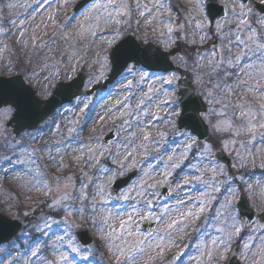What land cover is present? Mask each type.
Wrapping results in <instances>:
<instances>
[{"label":"snow or ice","instance_id":"6c2138e0","mask_svg":"<svg viewBox=\"0 0 264 264\" xmlns=\"http://www.w3.org/2000/svg\"><path fill=\"white\" fill-rule=\"evenodd\" d=\"M47 3L49 0H37V7ZM68 3L69 0H65V5ZM181 3L186 7L181 8L176 0H151V6L141 0H80L79 7L83 12L77 28L70 32L67 27L75 16L54 23L57 30L49 41H40L35 34L26 39L27 31L23 24L20 25L19 50L31 49L42 55L41 50L47 49L50 54L42 55L45 68L67 61V66L74 71L73 62L79 66V59L84 58L82 50L90 51L97 39L105 37V45L112 49L111 65L106 63L109 55L100 53H96L95 62H105L104 69L110 67L114 75L120 77L118 83L123 97L99 117L101 122L108 116L120 120V124H114L119 146L116 151L110 145H102L96 136L79 139L78 135H73L77 132L75 127H68V138L56 140L53 145L25 149L23 142L17 144L15 140H5L2 145L12 153L3 157L4 163L21 166L31 177L28 181L31 187L47 193L50 211L40 218L44 225L41 232L45 233L53 225L64 226L63 234L53 233L55 239L49 236L52 243L44 245L54 253L52 259L41 256L39 242H34L27 247L25 264H31L33 258L38 264H87L90 260L101 264L98 250L87 242L78 241V233L73 234L74 228L85 225L96 229L103 246L113 257L112 264H155L180 245L177 237L187 235L188 229L200 221L206 210L211 212L208 205L212 203L218 205L214 215L206 216L201 226L193 230L194 238L199 241L197 264H205V257L207 264H222L231 251L234 237L242 231L237 222H242L245 216L251 219V209L234 201L244 188L252 190L251 184L244 181L247 165L255 166L259 158L264 167V0H181ZM7 7L15 8L16 5L8 4ZM134 16L137 29L142 25L151 28V33H143L139 43L134 38L125 39L126 30L133 26ZM47 19L58 21V14H49ZM12 24L16 26L17 21L13 20ZM48 27V24L44 25L45 29ZM3 34L0 26V35ZM150 34L155 37V47L147 43ZM208 41L212 42L211 47L202 48ZM182 43L184 50L178 54ZM62 44L66 45L63 49ZM234 48L237 51H233ZM26 59L31 64L32 57L26 55ZM8 67L13 68V65L10 63ZM36 75L33 71L28 79L33 80ZM53 75L59 76L60 72ZM145 83H149L147 90ZM45 103L43 94L37 97L20 76L7 80L0 77V118L13 113L17 136L25 128H36L39 134L41 129L37 126L43 119L41 106ZM87 107L85 104L84 109ZM165 109L164 116L157 114ZM157 124H166L179 135L184 141L183 151L179 147H165L169 133ZM202 128L210 130L206 139L201 133ZM153 130L156 137L152 136ZM26 135L35 143V136ZM55 135H62L59 126ZM2 137L4 131H0ZM194 147L197 155L194 156L196 162L190 164L192 174L180 178L176 188L170 190L174 192V204L161 203L159 189L172 181L174 170L181 167ZM152 150H155L152 159L159 157L164 163L160 179L142 168L139 182L114 196L108 187L111 182L96 175L102 172L107 176L111 171L99 166L101 158L115 157L119 174L123 175L125 170L136 166L138 153L147 157ZM168 151L178 152L180 159L167 155L164 161ZM217 151H230L236 158V164L230 167L239 165L245 171L238 178L229 176L225 166L218 163ZM41 152L48 153V162L57 171L68 169L70 164L65 161L70 159L77 165L79 177L74 174L64 176L63 180L59 176L49 179L43 172H34L37 159H43L37 155ZM25 165L32 167L25 168ZM149 166L145 165L146 168ZM88 168L95 169L91 176ZM15 170V167L9 168L4 174L7 176L9 171ZM218 177L227 178L223 200L212 195L221 192ZM237 179L240 184L234 187ZM51 181L55 182V187L51 186ZM194 189L199 191L198 195L192 194ZM260 211L264 220V207H260ZM53 214L63 219L57 221L52 218ZM23 215L27 217L30 213ZM74 216L79 217V223H69ZM148 222L155 227L142 230ZM15 227L0 221V243L11 238L9 230ZM36 228L33 225V229ZM242 247L247 264H264V224L259 225V232L255 228L249 231ZM149 253L152 255H147ZM183 255V252H177L175 259L179 260ZM20 259L18 254L12 264H19ZM0 264H4L3 260Z\"/></svg>","mask_w":264,"mask_h":264},{"label":"rangeland","instance_id":"374dc122","mask_svg":"<svg viewBox=\"0 0 264 264\" xmlns=\"http://www.w3.org/2000/svg\"><path fill=\"white\" fill-rule=\"evenodd\" d=\"M78 1L79 0H69V3L65 5V0H49V3L41 4L40 7H37V0H0V26L3 27L5 33L0 35V75L7 77L16 73L21 74L26 84L34 89L37 96L40 97L43 94L44 99L50 95L52 89L58 81H69L81 71L86 75L85 84L81 92L72 101V103L55 111L52 115L43 120L38 125V128L41 129L39 134H37V129L35 128L31 131H24L19 136L13 138L10 134V128L5 126L6 121L10 118L12 113L4 115L2 118H0V131H4V137L0 138V214L3 213L6 217L15 219L22 223V227L17 233L16 241H10L11 243L9 242L5 248L3 246L0 247V260H3L4 264H12L13 258L17 257L18 254L20 257H22V259L19 261V264H25V262L28 260V256L26 255L27 247L29 245H33L34 242H39V247L42 249L41 256H47L49 259H52L54 253L45 248L44 245L45 243L49 245L52 243V240L55 239V236L52 235L53 233H55V235L63 234L62 230L64 227L62 224L59 226L53 225L50 230H45V233L41 232V229L44 228V225L40 218L44 213L50 211L47 208V203L49 202L47 193L43 189L36 190L31 187V185L28 183V181L31 180V177L26 175V173L21 169V166L15 164L13 166H8L4 163L3 157L5 155H12L11 150L2 147L5 140L8 142L15 140L17 144L23 142L25 149L38 148L43 144L53 145L56 140H66L69 135L67 128L75 127L77 132L73 133V135H78L79 139L87 140L89 136H96L101 141V138L104 136V134L109 131L114 124H120L119 119L113 120V117L111 116L106 117L103 122H101L99 119L100 116L105 115L107 108H111L116 104V100L123 98L120 94V84L118 83L120 77L104 90H99L98 88L90 95L83 93V91L89 89L92 85H99L101 82H103L109 71V68L104 69L105 62L102 61L100 64L95 62L97 59L96 53L108 55L110 48H108L104 43L105 37L97 39L90 51L87 48L82 50L84 58H78L79 66H76L75 62H73L72 68L75 69L74 71L67 66V61L63 63L58 62L56 67L45 68V61L43 60L42 55L50 54L47 49L41 50L42 55L35 54L31 49L24 51L19 50V44L17 42L20 40L19 28L21 24H23L27 31L28 36L26 39L35 34L40 38V41H49L52 33L57 30L55 27H53V24L68 21L69 17L74 16L73 7ZM141 2L148 3L149 6H151V0H141ZM176 3L180 4L181 8L186 7L185 4L181 3V0H176ZM8 4H14L16 7L9 8L7 7ZM82 12L83 10L75 15V20L69 21L67 27L70 32L74 31L77 28L79 22L82 20ZM49 14L53 16L58 14V21H49L47 19ZM176 14L177 13H173V15ZM135 19L136 17L134 16L133 26L131 29H127L126 32L132 33L135 39L140 41L143 33H151V28H146L142 25L139 29H137L135 25ZM13 20L17 21L16 26H13ZM45 24L49 25L47 29L44 28ZM37 25L40 27L37 28ZM107 38L110 39V37ZM147 42L156 44L155 37L150 34ZM211 43V41H208L201 47L210 48ZM216 43L219 45L220 41L217 40ZM65 47L66 45H61V49ZM189 47L192 46L189 45ZM183 50L184 45L182 43L181 52L179 54H182ZM52 51L55 52L56 50L53 49ZM233 51H237V49L234 48ZM26 55L32 57L31 64L29 63L28 59H26ZM10 63L13 65V68L8 67ZM106 63L109 65V60ZM17 64L18 66H16ZM28 69H31V71H28ZM33 71L36 72L37 75L35 79L29 80L28 77L32 75ZM57 71L60 72V75H53ZM181 74H183L182 69ZM48 76H51L52 79L46 80L45 77ZM148 86L149 83L144 84L145 90H147ZM156 87H159V85H156ZM249 99L252 98L249 97ZM85 104L88 105L86 109H84ZM81 109L84 110L81 111ZM166 111V109L161 110L158 111L157 114L164 116ZM116 115L118 116L119 113H116ZM69 121H71V123H69ZM57 126H59L62 135H55ZM157 127L162 130H167L169 133L165 147L170 146L172 149L179 147L180 150L183 151L184 141L179 137V135L175 134L170 128L167 127L166 124H157ZM80 129H82V131ZM26 134L35 136V143H33ZM152 136L156 137V132L154 130L152 131ZM121 137H123L122 132ZM173 141H175V143H173ZM93 146L96 147L97 145ZM110 146L112 147L113 151L118 149L119 146L117 144V137L113 142H111ZM119 150L123 152V149ZM161 151H164L163 147L161 148ZM225 154L231 159L230 165L236 164V158L234 154H232L230 151H225ZM37 155L42 156L43 159H37L36 167L33 169L34 172H43L49 177V179L54 176H59L61 180H63L64 176H73L74 174L76 178L79 177L77 165L72 163L70 159L65 161V163L70 164L68 169L57 171L55 166L49 164L47 152H41ZM153 155H155V150H152L151 155L147 157L142 152L138 153L135 156L136 161H138L136 166L134 168H128L125 170L123 175L119 174L118 163L114 162L115 157L101 158L99 166L110 169L111 171L107 176H104L102 172H97L96 175L97 177L111 182L108 185L110 190V187L116 178L123 177L128 172L136 170L137 176L125 189L117 193V195H120L127 188L139 182L140 177L143 175L141 172L142 168L145 171L151 172V174L157 179L161 178L159 173L163 171L164 163L159 157L152 159ZM167 155H173L174 159L176 160L180 159L178 152L168 151L164 156V161L167 160ZM196 155L197 153L194 147L193 151L188 154L187 160L182 162L181 167L174 170L172 181H170L169 184L163 186L169 189L168 191L170 194L168 197H163L161 195V203L167 202L169 204H174V192L170 190H174L176 188V183L180 181V178L186 175L190 176L192 174L190 164L196 162L194 160V156ZM128 163L130 164L132 161H129ZM218 163L222 164L221 162ZM146 164H150V166L146 168ZM230 165L228 167L225 166L229 176H235L238 178L239 174L245 171V169H240L239 165H237L236 168H232ZM152 166H155V171H152ZM12 167H15L16 170L9 171V174L5 176V171ZM24 167L27 168L32 166L25 165ZM81 167H83V165H81ZM206 167L207 162H205V168ZM86 170L89 172L90 176L92 172L95 171L94 168H88ZM246 170L248 174L244 177V181L251 184L252 190L244 188L240 194H245L248 197V200L255 212L260 213V207H264V199H262V197H264V167H261V160L257 158L255 166L249 163ZM201 171H204V169H201ZM209 175H211L210 172ZM20 177H23V179H19ZM217 179L219 181L221 192L213 193L212 195H216L219 199L223 200L224 195H226V193H224V188L227 186V178L218 177ZM239 184L240 181L237 179L233 186L236 187ZM51 186L55 187L54 181H51ZM192 194L198 195L199 191L194 189ZM238 196L234 203H236ZM257 205L260 207H257ZM212 207L213 203L208 205V208L211 209ZM216 207H218L217 204H215V206L211 209V212L206 210L204 216H201L200 221L196 222L192 228L188 229L187 235L182 238L177 237V239L180 240V245L168 251L164 260H156L155 264H167V261L170 260L172 261V264H197V261L199 260V253L197 251L196 245L199 243V241L194 238L196 234L193 230L194 228L201 226L206 216L214 215ZM25 212L30 213V215L25 217L23 215ZM52 218L57 221L63 219L61 216H57V218L53 216ZM73 222L79 223V217L74 216L73 220L69 221V223ZM237 224L238 226H241L240 221H238ZM33 225L37 226L36 230L33 229ZM259 225L260 221H255L252 226L245 229L242 228L239 236H236L233 239L231 249L235 245H239L238 259L241 264H247L245 260L246 253L242 247L246 236L252 228L257 229V232H259ZM81 228L86 229L87 234L92 238L89 245L92 248L98 250V258L101 260V264H112L113 257L103 246V242L99 239L96 229L92 228L90 225H85ZM30 230L31 235L27 233ZM213 234L215 235V233ZM49 236H52V240L49 239ZM19 237L20 239H18ZM185 245L188 247H185ZM33 250H35V247H33ZM177 252L184 253V255L179 260L175 259V254ZM147 255H152V253ZM147 255L144 258L145 260L147 259ZM189 257H192L193 259L190 260ZM204 259L205 264H207V257ZM225 261L226 260H224L222 264H224ZM31 264H38V262L33 258ZM87 264H95V262L90 260L87 262Z\"/></svg>","mask_w":264,"mask_h":264},{"label":"water","instance_id":"95a60500","mask_svg":"<svg viewBox=\"0 0 264 264\" xmlns=\"http://www.w3.org/2000/svg\"><path fill=\"white\" fill-rule=\"evenodd\" d=\"M79 5H80V1L75 5V7L73 9L74 13H78L80 10H82V9H80ZM133 38L134 37L129 33H127V35L125 36V39H133ZM135 42L139 43L140 41L135 40ZM149 44H151V43H149ZM153 46L155 47V45H153ZM111 52H112V49H110V51H109V63H110V65H111V56H110ZM173 70H175V65L173 66ZM17 75L20 76L19 74H16V75L11 76V77H4L2 75L0 77L7 80L10 78H14ZM118 77L119 76L114 75L113 71L110 68V70L106 76L105 81L101 85L97 84V85L92 86L88 91L85 92V94H87V95L91 94L94 90H97L99 87H101L102 89L106 88L107 85L112 84ZM20 78L22 79L21 76H20ZM84 81H85V75H84V73L80 72L73 79H71L68 82H58L56 84L55 88L53 89V91L51 92L50 96L47 99H45L46 103L41 106V112L43 115V119L40 120V123L48 115H50L53 111H55L57 108H61V107L65 106L66 104L70 103L76 97L77 93L81 90V88L83 87ZM182 83H183V81H182ZM68 85H72V87L68 88L67 87ZM25 86H28V85L25 84ZM32 91H34V90L32 89ZM6 125L8 127H11L12 136H17L16 135L17 125H16L15 121L13 120V113H12L10 119L8 120V122L6 123ZM33 129H35V128H25L24 130H33ZM201 133H202L203 137L206 139L208 136V131H206L205 129L202 128ZM115 137H116V135H115L114 126H113L112 129L108 133H106V135L104 136V138L101 141L106 146H108L109 142L111 140H114ZM217 160L223 162L224 165H229V159L225 156V154L223 152H220L219 154H217ZM135 174H136V172L133 171L131 173H128L125 177L117 178L111 187V191H112L113 195H115L118 192V190L125 187L128 184V182L133 178V176ZM161 194L163 196H168L169 195L168 189L162 188ZM236 204L237 205L244 204V205L249 207L247 199L245 198L244 195L240 196V198ZM249 215L251 216V219H249L248 216H245L244 220L241 222L243 227L250 226L256 218V215L252 209L249 212ZM261 215H260V218H261ZM0 221H5L9 224L16 226L14 228V230H9L12 232L11 238L17 233V231L21 227V223H19L18 221L8 219V218L2 216L1 214H0ZM261 221L264 223V220L261 219ZM153 226H154V224L145 223L142 226V229L147 231L150 227H153ZM76 233H78V237H77L78 241L90 243V238L88 237V235L86 234V231L84 229H81V228L75 229V234ZM7 235H8V231L5 232V236H7ZM10 239H5L2 243H0V245L9 241ZM235 256H236V249L233 250V252L231 253L227 264H239L238 261L236 260Z\"/></svg>","mask_w":264,"mask_h":264},{"label":"trees","instance_id":"16d2710c","mask_svg":"<svg viewBox=\"0 0 264 264\" xmlns=\"http://www.w3.org/2000/svg\"><path fill=\"white\" fill-rule=\"evenodd\" d=\"M54 216H56L55 214H53ZM30 235H31V230L29 231Z\"/></svg>","mask_w":264,"mask_h":264}]
</instances>
